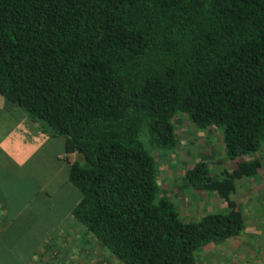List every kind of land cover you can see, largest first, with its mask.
Returning a JSON list of instances; mask_svg holds the SVG:
<instances>
[{"label":"trees","instance_id":"1","mask_svg":"<svg viewBox=\"0 0 264 264\" xmlns=\"http://www.w3.org/2000/svg\"><path fill=\"white\" fill-rule=\"evenodd\" d=\"M0 98L64 138L84 243L122 264H198L244 231L236 180L264 167L189 165L181 190L226 205L184 221L155 153L176 148L177 115L218 130L228 160L262 149L264 0H0Z\"/></svg>","mask_w":264,"mask_h":264},{"label":"rangeland","instance_id":"2","mask_svg":"<svg viewBox=\"0 0 264 264\" xmlns=\"http://www.w3.org/2000/svg\"><path fill=\"white\" fill-rule=\"evenodd\" d=\"M29 120L20 107L0 98V176L7 174L9 177H23L12 181V184L25 193L23 199L14 204L15 207L20 206L22 213L9 215L14 223L4 238L12 243L15 238L31 233L22 240L20 256L25 259L30 257L32 262L41 257L38 252L46 250L45 243H40L50 236L53 237L50 242L53 243V261L46 264H122L107 252L84 243L83 229L70 214L79 194L70 183H67L68 186L61 185L65 174L59 184L53 186L52 183L49 192L52 198L46 200L47 204L40 196L31 198L27 191L31 186L30 178L43 181L50 174L55 164L53 155L60 146L57 142L46 140L37 149L32 147L38 141L36 137L32 139L35 128L46 124L39 121L38 126L34 123L33 127ZM174 124L178 139L176 148L156 152L155 156L160 193L174 201L184 221L195 220L207 212L221 211L226 205L215 193L181 190V176L189 165L205 160L210 162L212 171L217 172L223 167L233 170L240 161L259 158L264 167V145L257 153L228 160L223 156L218 130L196 129L186 115H177ZM232 199L242 212L244 231L236 238L215 242L200 249L196 254L198 264H264V169L259 170L256 178L243 177L236 180ZM12 203L13 200L8 199L10 206Z\"/></svg>","mask_w":264,"mask_h":264},{"label":"crops","instance_id":"3","mask_svg":"<svg viewBox=\"0 0 264 264\" xmlns=\"http://www.w3.org/2000/svg\"><path fill=\"white\" fill-rule=\"evenodd\" d=\"M29 121L33 125V127H35V124L36 126H38V122H34L31 119ZM34 134L32 136V139L36 137L35 139H37L38 141H36L35 146L32 147H36V149L37 147H39V145L41 146V144H43L44 141L46 140L53 141V143L57 142V144L60 146L58 152L55 155H53L55 164H53V170L50 172V174L46 175L43 181L38 180V178L31 177L30 178L31 180L29 181L31 183V186L27 188V191L30 192L31 198H34L35 195L39 196L40 194H42L43 199L50 200V198L52 197L49 194V192L52 183L53 186L55 185V183L59 184V180L63 174H65L66 176L64 178V181L61 183V185L68 186L67 183H69L68 182L69 165L66 160V154L63 153L64 138L48 136L43 126L35 128ZM54 156L57 158V160ZM73 159H80V156L77 154L70 155L69 160H73ZM21 178L23 177H18L17 175H13V177L12 176L9 177L7 176V174H5L4 176H0V262H4L7 264L9 263L46 264L47 262L53 261V243H50L53 237L51 238L50 236H48L44 240H42L40 245L42 243L44 244L47 242L49 243L48 249H46V251L42 250V253L38 252V254L41 257L37 259L36 262L35 261L32 262L30 257L28 259H25V257L20 256L21 254L20 248H21L22 240L24 237L30 236L31 233H25L19 236L18 238H15L12 243L9 242L8 239L4 238V236L7 237L5 235L7 230L9 229V227H11L12 223H14V220H12V218L9 219V215H14V214L20 215L22 213V211L19 209L20 206L15 207L14 204L18 203V200H22L23 194L25 193H23L21 189L16 187V185L12 184L13 183L12 181ZM24 179L27 178L25 177ZM60 189L63 190V188ZM57 190L59 191V188H57ZM8 199L13 200L11 206L8 204ZM13 230H15V227H13ZM30 230L31 229H29V231ZM31 256L33 255L31 254Z\"/></svg>","mask_w":264,"mask_h":264}]
</instances>
